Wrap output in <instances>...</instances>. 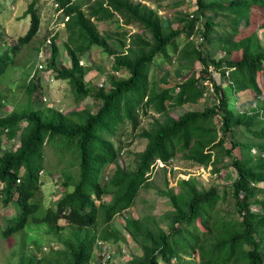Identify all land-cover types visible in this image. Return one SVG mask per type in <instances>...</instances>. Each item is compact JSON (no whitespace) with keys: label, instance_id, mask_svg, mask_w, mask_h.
<instances>
[{"label":"trees","instance_id":"obj_1","mask_svg":"<svg viewBox=\"0 0 264 264\" xmlns=\"http://www.w3.org/2000/svg\"><path fill=\"white\" fill-rule=\"evenodd\" d=\"M37 1L31 0L23 12L29 16V25L16 40L19 46L27 44L39 29ZM144 1L156 7L143 0H55L66 31L63 46L70 64L58 66L51 57L49 65L55 69L57 79L70 84L75 102L81 105L91 94L100 104L95 112L86 105L68 112L27 105L0 115V197L4 205L14 206V213L0 233L9 237L35 230L26 240L31 249L19 256L17 264H93L96 242H117L121 232L142 249V256L131 258L127 264H171L172 259L176 264H264V143L231 140L230 148L224 146L228 134L237 126L248 131L253 130L256 121L264 122V105L233 111L227 88L209 71L210 66L220 71L230 93L252 92L255 97L262 94L259 76L264 81V50L260 49L254 19L260 18L259 26L264 28V0H196L193 12H179L172 18L158 13L164 0ZM117 15H123L125 23L136 24L139 29L120 38L118 51H114L107 42L109 36L99 32L96 22L112 20ZM174 23L179 26L174 27ZM195 24H199L196 34L203 37L199 43L188 38ZM182 33L187 40L179 46ZM202 43L221 48L228 56L204 55ZM17 45L10 52L17 51ZM92 46L113 54L112 68L126 71L127 76L109 75V87L87 84L89 67L81 63V57ZM51 48L53 53L59 50L54 42ZM173 53L190 73L174 85L162 86L156 78L151 79V64L169 59ZM10 54H0V76ZM196 63L201 65L198 75ZM201 79L205 81L203 85L207 82L212 86L215 103L180 115L170 114V107L204 98L206 86H198ZM28 90L31 94L34 88ZM4 109L0 96V113ZM151 110L164 118H154L150 128L138 134L146 139V145L134 154L135 167L124 168L117 161L123 145L116 146L113 141L116 129L126 121L135 126L138 114ZM252 132L264 138V126ZM17 136L16 148L4 147L6 140ZM58 137L65 138L73 152L60 154L57 147L49 145L50 140L61 141ZM45 146L60 162L68 157L61 173L63 187L72 186L47 208L36 198L40 172L47 170ZM236 148L239 156L233 154ZM253 149L259 151L256 157L251 153ZM177 153L204 168L210 167L214 173L220 171L218 164L223 163L224 156L230 158L236 177L229 193L238 216L222 215L215 208L219 200L225 199L227 190L219 194L214 186L199 189L196 178L191 176L178 178L179 192H160L172 207L167 217L170 231L162 229L152 215L135 218L123 214L121 232L111 228L112 217L133 204L139 188L148 185L157 163H166ZM108 164H114V170L101 181V172ZM104 196L107 200H103ZM255 204L259 206L257 211L252 208ZM62 218L68 226L67 236L61 240L55 237L53 242L63 244V248H54L50 243L49 251L44 252L43 239L36 229L47 228L50 234L62 235L66 228L59 223ZM179 248L188 256L196 254L198 261L182 262Z\"/></svg>","mask_w":264,"mask_h":264},{"label":"rangeland","instance_id":"obj_2","mask_svg":"<svg viewBox=\"0 0 264 264\" xmlns=\"http://www.w3.org/2000/svg\"><path fill=\"white\" fill-rule=\"evenodd\" d=\"M31 0H2L0 5V54L9 52L10 60L0 76V96L3 97L5 103V109L0 113L10 112L12 109H22L23 107L33 106V108L42 107H53L58 108L64 112H68L74 109L83 108L85 105L95 112L100 102L96 101L95 98L90 94L85 97L81 105L74 100V93L70 84L66 80L57 79L55 77V69L49 65L51 57L55 58L56 65L69 66L70 60L65 51L63 43L66 40V31L64 23L60 21V13L56 10L54 5L55 0H38L36 6L38 8L40 16L39 29L36 35L24 45H17V38L22 35L28 28L29 16H24L23 12L27 4ZM137 1V0H135ZM227 2L229 0H222ZM151 7H156L155 3L151 1H144ZM176 2H182L180 5H173ZM158 8V13L161 16L172 18L178 15L179 12H193L196 7V3L193 0H164L160 3ZM210 14V13H208ZM123 15H117L112 20L96 22L97 28L100 33L107 34L109 36L110 47L114 51H118V40L120 38L128 37L130 34L136 32L139 28L138 25L133 23H125L123 21ZM262 20L255 16L254 28L259 39L260 49L264 50V28H261L260 22ZM56 25L54 29L51 25ZM195 24L194 26H197ZM174 27H178L177 23L173 24ZM199 27V25H198ZM52 33H55L53 38L51 37V43H47V38ZM219 30V27H216ZM218 31L217 34H220ZM180 37L179 46H182L187 38H185L184 33ZM215 38V37H214ZM238 38V37H236ZM52 42L58 46V52H52ZM14 45L19 46L17 51L10 52V48ZM204 55H210L213 58L227 57L228 55L222 51L220 48H214L210 44H201ZM42 52L46 56L45 64L48 73L45 71H38L37 64L40 61L38 53ZM170 51V50H169ZM172 54V53H171ZM177 53L175 52V55ZM171 55L169 59L157 60L151 64L150 77H154L158 80L159 84L162 86H171L175 82L184 80L188 75V67L184 68V64L179 62L177 57ZM81 63L89 67V71L85 75V81L88 82L94 88L102 87L99 83L102 82L105 87H109V75H114L117 77L127 76L126 71H114L112 68L113 54H109L103 51L100 47L92 46L91 49L86 52L81 57ZM200 64L196 65V74H199ZM211 76L216 78L223 88H227L226 91L230 95V107L235 112H240L242 110H250L251 107L255 105V99L253 98L252 92L249 95H244L239 98V95L235 93H230V89L227 87V81L221 76L220 71L209 68ZM264 72V66H263ZM33 73V75H32ZM50 74V75H48ZM204 80H199L198 84L206 86V92L204 98H202L198 104L189 106L188 104L178 107L169 108L170 114L180 115L183 112L192 109H203L204 106L208 104L215 103L213 92L210 90L212 87ZM259 83L262 86L263 93L260 96L259 105H264V81L261 76H259ZM35 85V86H34ZM34 88L32 93H29V88ZM28 90V93H27ZM248 94V93H247ZM250 101V102H249ZM27 103V104H26ZM29 103V104H28ZM28 105V106H27ZM252 105V106H251ZM154 118L158 120H163V115L156 114L154 111H148L147 114H142L141 112L137 117V124L133 126L132 122H124L117 127L116 133L113 136V141L116 146L119 144L123 145V148L118 154L117 161L124 167L133 169L135 167L134 154L144 149L146 145V139L139 137L138 134L143 129H149ZM218 119L215 118V122ZM24 124V122H23ZM218 124V121H217ZM264 126L263 121H256L255 127L244 131V128L237 126L232 132L228 134L225 140V148H230L231 140L239 141L249 144H261L264 143V138H259L253 136L255 129ZM263 129V128H262ZM19 134V133H18ZM60 140H50L49 145L58 148L60 154L69 153L70 147L68 141L63 137H58ZM62 139L64 141H62ZM19 143V136L12 140H6L4 142V147H13ZM44 152L46 153V164L47 170L40 172V192L36 195V198L40 200L42 206L45 208L54 206L57 198L60 197L65 189L71 190L72 186L68 188L63 187L64 176L61 173V169L66 167L65 162L68 157H63V161H58L57 155H55L50 147H44ZM254 157L259 154L256 150L251 152ZM257 153V154H256ZM233 154L239 156V151L236 148ZM69 159L71 157L69 156ZM58 161V162H57ZM230 158L224 156L223 163L218 164L220 168L219 172L210 171V167L204 168L201 165L195 164L192 161L185 159L181 153H177L174 158L166 163L158 162L154 168V171L147 182L146 187H140L133 204L126 209L123 213L116 214L112 217L109 225L111 228L116 230L121 229L123 225V214L130 215L135 218H143L146 215L154 216L155 221H158L159 226L165 231L169 230L168 222V211L172 209L168 198L161 194V191H169L173 193L179 192V187L177 186L178 178H189L191 176L195 177L199 189H207L210 186H214L218 189V193L222 194L224 190H227V195L225 199H221L217 202L215 208L218 212L225 216L237 217L234 199L229 193L230 184L236 177L235 168L230 165ZM73 167L68 170L71 171ZM114 170V164L106 165L101 172V181L109 177ZM47 171V172H46ZM103 200H107V196H104ZM96 203L98 201L96 200ZM252 208L257 211L259 206L257 204L252 205ZM14 213L13 204L4 205L0 197V232L5 227L7 219ZM61 225L66 226V221L62 218L59 220ZM67 228L62 231V235L50 234L46 230L47 228L36 229L39 235L43 239L42 250L48 252L50 249V243H53L54 248L62 249L63 244H58L56 241L53 242L55 237H59L61 240L63 236H67ZM201 230V229H200ZM33 229H29L22 232H17L9 237H3L0 233V264H17L18 258L22 253H26L31 249L30 244L26 243L29 240L28 234L33 235ZM121 232V231H120ZM120 239L117 242H106L98 240L94 246V259L93 264H127L129 260L133 257L142 256L141 247L133 241L127 234L120 233ZM28 237V238H27ZM99 243V244H98ZM104 243L106 246L103 252L100 245ZM39 253H36L38 257ZM179 255L181 256V261L186 262L191 260L194 262L198 261L196 254H191L188 256L184 250L179 248ZM161 262V261H160ZM196 263V262H195ZM163 264V262H162ZM171 264H176L175 260L172 259Z\"/></svg>","mask_w":264,"mask_h":264},{"label":"built area","instance_id":"obj_3","mask_svg":"<svg viewBox=\"0 0 264 264\" xmlns=\"http://www.w3.org/2000/svg\"><path fill=\"white\" fill-rule=\"evenodd\" d=\"M195 3H196V0H193ZM54 5H55V7H57V3L55 2L54 3ZM59 13L61 12V10H57ZM191 15H192V13H191ZM64 19H66V18H64ZM199 25V24H198ZM198 25L197 26H195L194 27V31L189 35V39L190 40H193L194 42H196V43H199V42H201V41H203V37H202V34L201 33H197L196 34V32H197V29H198ZM53 28H51V29H54V27L56 26V25H54V24H52L51 25ZM196 31V32H195ZM195 32V33H194ZM52 34H54V33H52ZM47 43H51V38L50 37H48L47 38ZM39 58H40V61L38 62V64H37V70L38 71H45V73H48V71L47 70H44L45 68H46V64H45V59H46V56L44 55V54H42V52L40 51L39 52ZM212 66H210L209 68H211ZM226 73L228 74V70L226 71ZM48 75H50V74H48ZM99 86H104L103 85V83L102 82H100L99 83ZM211 86V85H210ZM212 87V86H211ZM212 92H213V88H211L210 89ZM206 92V91H205ZM205 94V93H204ZM99 244V243H98ZM107 246V245H106ZM106 246L104 245V243H102L101 245H100V247H102V249H103V252L105 251V249H106ZM159 264H162V262H159ZM164 264V263H163Z\"/></svg>","mask_w":264,"mask_h":264},{"label":"crops","instance_id":"obj_4","mask_svg":"<svg viewBox=\"0 0 264 264\" xmlns=\"http://www.w3.org/2000/svg\"><path fill=\"white\" fill-rule=\"evenodd\" d=\"M167 60V59H166ZM198 63H196V65H197ZM198 86H199V84H198ZM263 93V92H262ZM237 94V96L239 95V98L241 97V96H243V99H244V95H249L250 94V92H248V94H247V92H237L236 93ZM262 95V94H261ZM260 95V96H261ZM253 96V98L255 99V105L254 106H259V103H256L257 101H259V99H260V96H258V97H255L254 96V94L252 95ZM202 98H199L195 103H186V104H188L189 106H191V105H195V104H198V102L201 100ZM250 102V101H249ZM186 104H184V105H186ZM184 105H182V106H184ZM252 106V105H251ZM253 106V107H254ZM253 107H251V108H253ZM175 108H178V107H175ZM174 108V109H175ZM250 108V109H251ZM189 110H194V109H192V108H189ZM197 110H199V109H197ZM245 110V109H244ZM150 112V111H149ZM249 132V131H248ZM252 151H254V153H255V149H253Z\"/></svg>","mask_w":264,"mask_h":264},{"label":"clouds","instance_id":"obj_5","mask_svg":"<svg viewBox=\"0 0 264 264\" xmlns=\"http://www.w3.org/2000/svg\"><path fill=\"white\" fill-rule=\"evenodd\" d=\"M59 15H60V18H61V12H60ZM60 21H61V20H60ZM61 22H63V21H61ZM50 31H51V30H50ZM55 33H56V32H55ZM55 33H54V34H55ZM52 36H53V34H52V31H51V35H50L49 37L51 38ZM40 51H41V50H40ZM38 56H39V53H38ZM32 75H33V73H32ZM1 186H2V183H0V188H1Z\"/></svg>","mask_w":264,"mask_h":264}]
</instances>
